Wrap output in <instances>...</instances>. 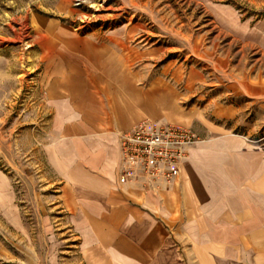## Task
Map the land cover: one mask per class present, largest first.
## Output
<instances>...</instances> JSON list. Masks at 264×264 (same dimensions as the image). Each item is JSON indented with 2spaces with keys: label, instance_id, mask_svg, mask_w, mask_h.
Returning <instances> with one entry per match:
<instances>
[{
  "label": "crops",
  "instance_id": "obj_1",
  "mask_svg": "<svg viewBox=\"0 0 264 264\" xmlns=\"http://www.w3.org/2000/svg\"><path fill=\"white\" fill-rule=\"evenodd\" d=\"M216 11L250 31L231 7ZM31 25L49 118L43 151L81 263L264 264V138L230 127L240 113L232 98L263 103L264 82H231L239 91L226 103L210 98L187 113L179 97L139 76L125 48L44 15ZM253 36L264 46V21ZM144 120L204 136L171 183L119 181L121 136ZM26 229L14 181L0 168V264H36L11 247Z\"/></svg>",
  "mask_w": 264,
  "mask_h": 264
},
{
  "label": "rangeland",
  "instance_id": "obj_2",
  "mask_svg": "<svg viewBox=\"0 0 264 264\" xmlns=\"http://www.w3.org/2000/svg\"><path fill=\"white\" fill-rule=\"evenodd\" d=\"M218 6L231 7L250 31L238 32ZM35 15L125 48L139 76L151 88L164 87L168 99L179 97L189 113L210 98L226 103L228 91H239L231 82H264V46L253 36L264 21V0H84L81 6L74 0H0V168L14 181L27 228L11 247L36 264H82L43 151L49 118L39 86ZM232 99L240 113L230 127L263 139L264 102L237 94ZM177 111L168 109L173 117Z\"/></svg>",
  "mask_w": 264,
  "mask_h": 264
},
{
  "label": "built area",
  "instance_id": "obj_3",
  "mask_svg": "<svg viewBox=\"0 0 264 264\" xmlns=\"http://www.w3.org/2000/svg\"><path fill=\"white\" fill-rule=\"evenodd\" d=\"M76 6L84 0H74ZM199 142L198 136L185 127L144 120L122 134L123 169L120 183L139 178L151 182L171 183L179 176L189 150Z\"/></svg>",
  "mask_w": 264,
  "mask_h": 264
}]
</instances>
